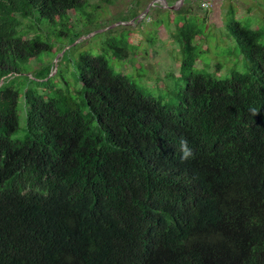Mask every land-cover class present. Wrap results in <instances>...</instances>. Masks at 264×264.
Segmentation results:
<instances>
[{
    "label": "trees",
    "instance_id": "trees-1",
    "mask_svg": "<svg viewBox=\"0 0 264 264\" xmlns=\"http://www.w3.org/2000/svg\"><path fill=\"white\" fill-rule=\"evenodd\" d=\"M86 1L0 0V264H89L94 250L107 264H264V180L225 181L207 164L264 145V29L232 19L234 62L222 76L225 64L213 66L198 43L209 41L198 23L205 16L181 6L170 33L182 53L178 75L167 74L173 85L156 96L106 55L81 52L55 72L65 47L54 42L80 38L69 12ZM107 44L121 61L137 54L123 34ZM181 138L196 158L180 159ZM143 154L160 159L171 189L199 206L161 203L169 210L153 233L127 208L155 188L137 174Z\"/></svg>",
    "mask_w": 264,
    "mask_h": 264
},
{
    "label": "rangeland",
    "instance_id": "rangeland-1",
    "mask_svg": "<svg viewBox=\"0 0 264 264\" xmlns=\"http://www.w3.org/2000/svg\"><path fill=\"white\" fill-rule=\"evenodd\" d=\"M167 1L170 4L171 0ZM203 1L185 0L182 7L191 3L194 14L205 16L206 23L199 19L198 23L206 32L205 38L209 41L198 43L202 44L203 49L209 47V53L205 52L204 55L213 66L219 61L225 64L220 74L224 76L234 62V60L230 62L228 48H232L235 42L233 38L227 37L233 36L232 19L252 29H264L261 27L264 25V0H205L211 2L208 10H202L201 7L198 9V3L202 5ZM69 16L71 34L79 35L80 38L72 44L68 38L54 42L57 46L70 49L65 61H62L64 55L60 56L65 49L54 59V62L59 59L61 67H71L72 60L76 59L79 53L89 52L94 56L106 55L115 72L130 77L138 88L146 93L160 96L168 90L167 84L171 83L170 87L173 85L172 80L167 79L166 75L169 73L178 75L177 60L182 57L180 48L174 44L170 34L178 31L177 27L180 25L176 23L179 16L176 19L173 11L169 13V9L161 6L158 0H87L81 11H70ZM160 21L163 24L159 25ZM114 30H117L116 34ZM117 34H123L129 43L135 46L137 54L134 59L121 61L113 56L107 41L113 36H118ZM136 51L131 50V57ZM196 63L198 68L205 64L203 59ZM31 64L38 68L36 61H32ZM212 72H217L216 68L213 67ZM67 79L69 82L72 80L70 75ZM20 102L22 108V96ZM23 123L24 113L21 111L22 126Z\"/></svg>",
    "mask_w": 264,
    "mask_h": 264
},
{
    "label": "clouds",
    "instance_id": "clouds-1",
    "mask_svg": "<svg viewBox=\"0 0 264 264\" xmlns=\"http://www.w3.org/2000/svg\"><path fill=\"white\" fill-rule=\"evenodd\" d=\"M158 2L164 7L163 1L158 0ZM252 110L255 111V109ZM250 141L255 142L253 137H250ZM208 147L214 149L210 143ZM179 152L181 154L180 159L182 161H187L190 158H196L195 151L189 146V142L185 138L180 139ZM149 157L150 155L146 154L139 156L136 164L140 167V170L137 173L139 177L145 175H149L151 177V182L148 186H155V188L151 190L152 195L146 197V199H142L137 203V205L129 202L131 198L127 199V208L130 210V215L137 209L138 215L141 214L143 220L145 221V224L142 227V229L145 230V233L156 232L163 226V218L169 209L163 207L161 203L185 201L189 203L191 207H199L191 200L182 198V194L174 192L170 187L172 175L166 165L160 161V159L154 160ZM207 164L209 165L212 173L213 169H218L225 181H228L229 179L232 181H240L242 179L247 180L251 177L258 178L259 181L262 179L264 180V145H256L241 154L232 155L229 161H227L223 156L218 158L216 154L210 161L207 162ZM204 187L207 189H214L213 184L207 180H205ZM144 207H146L145 210L141 209ZM180 212L186 214L187 207L185 206ZM89 256H91L89 264H107L101 258L98 250H94Z\"/></svg>",
    "mask_w": 264,
    "mask_h": 264
},
{
    "label": "water",
    "instance_id": "water-1",
    "mask_svg": "<svg viewBox=\"0 0 264 264\" xmlns=\"http://www.w3.org/2000/svg\"><path fill=\"white\" fill-rule=\"evenodd\" d=\"M164 2V7L171 10V11H175V10H178L180 8V6H182V4L185 2V0H179V2L175 5H169V3L167 2V0H162ZM68 49V48H67ZM65 49L64 52L62 54H60V56H63L65 51L67 50ZM59 59L56 60L55 62V72L57 71V64H58V61Z\"/></svg>",
    "mask_w": 264,
    "mask_h": 264
},
{
    "label": "built area",
    "instance_id": "built-area-1",
    "mask_svg": "<svg viewBox=\"0 0 264 264\" xmlns=\"http://www.w3.org/2000/svg\"><path fill=\"white\" fill-rule=\"evenodd\" d=\"M211 2L210 1H204L202 3V8L205 10H208V8L210 7Z\"/></svg>",
    "mask_w": 264,
    "mask_h": 264
}]
</instances>
